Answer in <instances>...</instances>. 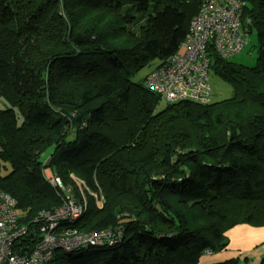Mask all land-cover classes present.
Wrapping results in <instances>:
<instances>
[{
    "label": "trees",
    "instance_id": "1",
    "mask_svg": "<svg viewBox=\"0 0 264 264\" xmlns=\"http://www.w3.org/2000/svg\"><path fill=\"white\" fill-rule=\"evenodd\" d=\"M242 1L256 65L208 51L233 95L160 108L151 71L136 76L178 52L201 0H0V193L33 232L26 246L67 189L86 199L76 233L119 242L60 252L55 264H204L230 250L229 230L264 227V0Z\"/></svg>",
    "mask_w": 264,
    "mask_h": 264
},
{
    "label": "built area",
    "instance_id": "2",
    "mask_svg": "<svg viewBox=\"0 0 264 264\" xmlns=\"http://www.w3.org/2000/svg\"><path fill=\"white\" fill-rule=\"evenodd\" d=\"M201 1L199 12L192 19L190 33L178 52L167 64L153 69L145 79L146 88L158 94L162 102L211 103L208 51L229 59L248 43L241 24L242 0ZM44 174L53 187L64 188L57 175L51 172V176H47L46 169ZM71 178L82 192L87 189L83 181L74 176ZM67 191L64 204L53 212L40 213L34 220L40 225L39 235L36 242L28 246L21 240L30 239L33 232L19 226L15 200L0 193V264H55L60 252L74 253L88 246H103L105 243L113 246L119 242L111 232L77 234L73 227L87 212L86 199L84 205H78L70 190ZM90 194L96 198L98 207L104 205L103 196Z\"/></svg>",
    "mask_w": 264,
    "mask_h": 264
},
{
    "label": "rangeland",
    "instance_id": "3",
    "mask_svg": "<svg viewBox=\"0 0 264 264\" xmlns=\"http://www.w3.org/2000/svg\"><path fill=\"white\" fill-rule=\"evenodd\" d=\"M247 39L248 43L245 48L240 53L227 59L229 62L235 65H242L246 67H254L256 65L258 56V42L256 32L247 34ZM157 65L158 63L154 62L150 66L144 68L137 74L136 79H144L150 71L156 68ZM209 83L212 89V102H218L230 98L233 95L232 85L220 78L212 70L209 73ZM164 106H166V103L161 102L160 108H163ZM46 175L51 176V171L46 169ZM227 235L229 237V240L233 238L232 242L234 244L242 246L245 249L244 252L250 258V262L248 264H261V260L264 258V255H262L261 257H258V255L260 254L261 248L263 246L256 247L255 249H253V246L264 243V227L253 228L245 225L238 226L229 230L227 232Z\"/></svg>",
    "mask_w": 264,
    "mask_h": 264
},
{
    "label": "crops",
    "instance_id": "4",
    "mask_svg": "<svg viewBox=\"0 0 264 264\" xmlns=\"http://www.w3.org/2000/svg\"><path fill=\"white\" fill-rule=\"evenodd\" d=\"M232 241H233V238L230 239V250L225 251V252H220L217 254H213V255H208L203 259V263L204 264H217V263H222V262H225L233 258L247 256L246 253L244 252L245 249L242 246H238L234 244ZM260 246H263V247L261 248V251L258 257H261L262 255H264V243L253 246V249H255L256 247H260Z\"/></svg>",
    "mask_w": 264,
    "mask_h": 264
}]
</instances>
